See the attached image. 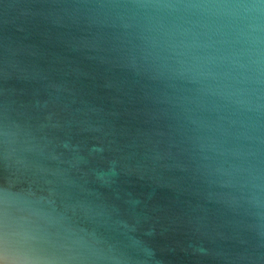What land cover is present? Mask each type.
<instances>
[{"label": "water", "instance_id": "95a60500", "mask_svg": "<svg viewBox=\"0 0 264 264\" xmlns=\"http://www.w3.org/2000/svg\"><path fill=\"white\" fill-rule=\"evenodd\" d=\"M76 0H0V127L85 237L81 264H264L255 221L181 169L180 133L145 82L120 68ZM12 161L0 159V190Z\"/></svg>", "mask_w": 264, "mask_h": 264}, {"label": "clouds", "instance_id": "9594fccd", "mask_svg": "<svg viewBox=\"0 0 264 264\" xmlns=\"http://www.w3.org/2000/svg\"><path fill=\"white\" fill-rule=\"evenodd\" d=\"M115 63L145 82L180 133V167L264 241V0H76ZM23 130L0 127V264H81L85 237L54 191L16 159Z\"/></svg>", "mask_w": 264, "mask_h": 264}]
</instances>
